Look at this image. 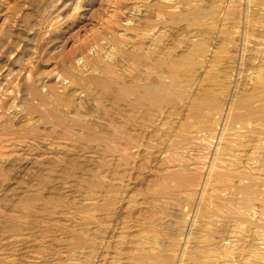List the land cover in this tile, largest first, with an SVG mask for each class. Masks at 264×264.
<instances>
[{
	"label": "rangeland",
	"instance_id": "rangeland-1",
	"mask_svg": "<svg viewBox=\"0 0 264 264\" xmlns=\"http://www.w3.org/2000/svg\"><path fill=\"white\" fill-rule=\"evenodd\" d=\"M0 264H264V0H0Z\"/></svg>",
	"mask_w": 264,
	"mask_h": 264
},
{
	"label": "bare ground",
	"instance_id": "bare-ground-1",
	"mask_svg": "<svg viewBox=\"0 0 264 264\" xmlns=\"http://www.w3.org/2000/svg\"><path fill=\"white\" fill-rule=\"evenodd\" d=\"M106 72H107V71H106ZM113 72H114V71H113ZM116 75H117V74H116ZM101 76H102V75H101ZM65 78H66V77H65ZM99 78H100V77H99ZM109 79H110V78H109ZM147 81H148V80H147ZM106 91H107V90H106ZM148 94H150V93L148 92ZM151 94L153 95V93H151ZM119 95H120V94H119ZM152 95H151V96H152ZM199 104H200V103H199Z\"/></svg>",
	"mask_w": 264,
	"mask_h": 264
}]
</instances>
